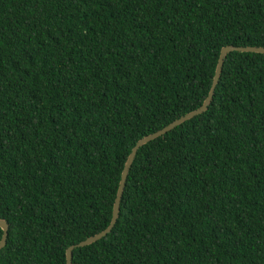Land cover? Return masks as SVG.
Wrapping results in <instances>:
<instances>
[{
  "label": "trees",
  "instance_id": "obj_1",
  "mask_svg": "<svg viewBox=\"0 0 264 264\" xmlns=\"http://www.w3.org/2000/svg\"><path fill=\"white\" fill-rule=\"evenodd\" d=\"M264 0H0V264H66L111 220L139 140L200 108ZM2 230L0 229V238ZM72 264H264V54L143 146Z\"/></svg>",
  "mask_w": 264,
  "mask_h": 264
},
{
  "label": "water",
  "instance_id": "obj_2",
  "mask_svg": "<svg viewBox=\"0 0 264 264\" xmlns=\"http://www.w3.org/2000/svg\"><path fill=\"white\" fill-rule=\"evenodd\" d=\"M233 52L264 54V48H262V47H235V46H226V47L222 48L220 56H219L216 72L214 75L211 90H210L207 98L205 99L204 103L202 104V106L200 108L188 113L187 115L175 120L174 122H172L171 124H169L168 126L163 128L162 130H159V131H157L151 135H148V136L142 138L141 140H139L137 142V144L132 149V151H131L128 159H127V162L124 166V170L122 172L121 181L119 184L117 196H116L115 202L113 203L112 215H111V220L109 222V225L103 231L79 242L76 245H72V246L68 247L65 251L66 264H72V252L74 249L83 248V247L89 246V245L101 240L102 238L106 237V235H108L111 232V230L113 229L114 225L116 224L117 219H119V216H120L121 200H122V197H123V194L125 191V186H126V182L128 179V175H129L130 169L133 165V162H134L139 150L143 146L147 145L148 143L165 136L167 133L171 132L172 130L176 129L177 127L181 126L182 124L186 123L187 121H190V120L194 119L195 117L202 115L205 112H207V110H208V108L211 105V102L213 100L215 90H216V88L220 82V78L222 75L225 60H226L227 56ZM0 229L2 230V236L0 238V251H1L6 245V240H7V236H8V224L6 223V221L1 220V219H0Z\"/></svg>",
  "mask_w": 264,
  "mask_h": 264
}]
</instances>
